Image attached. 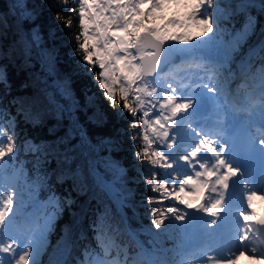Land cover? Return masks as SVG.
<instances>
[{
	"label": "snow or ice",
	"instance_id": "obj_1",
	"mask_svg": "<svg viewBox=\"0 0 264 264\" xmlns=\"http://www.w3.org/2000/svg\"><path fill=\"white\" fill-rule=\"evenodd\" d=\"M172 4H183V17L165 15ZM41 6L57 9L55 20L68 29L72 19L60 12L78 18L79 31L74 38L70 34L76 67L95 83L117 119L130 122L139 175L158 194L145 198L154 206L151 225L178 228L197 241L181 247L171 262L146 258L120 243V229L100 216L90 225L94 247H86L74 264H236L244 256L253 264L264 261V212L257 208V201L264 202V40L239 64V106L219 80L232 53L255 32L258 21L251 10L264 16V0L223 6L221 0H41ZM14 8L12 23L27 30L32 47L40 45L37 5L15 0ZM240 14L242 28L229 33L231 47L222 51L221 21ZM8 25V17L0 15V34ZM253 56L261 61L255 70ZM7 84V69L0 65V86ZM84 97L86 107H97L95 93ZM257 106L261 127L253 125L255 131L244 138L230 134L236 114ZM97 114L98 122L107 121ZM15 125V117L0 107V254H7L0 264H41L46 234L71 202L62 205L55 196L46 205L35 202L33 193L46 177L37 173L30 181L13 166L20 150ZM109 166L119 177L127 175L119 162ZM25 189L32 190L31 213L23 211ZM47 206L52 210L41 215L38 209Z\"/></svg>",
	"mask_w": 264,
	"mask_h": 264
},
{
	"label": "trees",
	"instance_id": "obj_2",
	"mask_svg": "<svg viewBox=\"0 0 264 264\" xmlns=\"http://www.w3.org/2000/svg\"><path fill=\"white\" fill-rule=\"evenodd\" d=\"M32 2L39 13L35 23L43 34V41L36 47L29 44L27 30L12 23L16 16L15 0H0V15L9 19V25L0 34V65L6 67L8 80L7 87L0 86V107L7 108L16 121L20 150L13 166L22 168L30 181L36 179L37 173L46 177L35 189L34 200L47 201L55 196L62 205L65 199L71 202L64 206L47 232V244L38 260L48 264L59 256L63 245L71 241L73 252L65 264L79 261V246L94 244L90 225L100 216L120 229L118 241L132 251L131 239L121 230L123 221L114 200L103 185L105 183L123 199L133 224H147L155 229L149 218L154 206L146 204L145 198L158 194L148 189L139 175V161L134 159L136 149L130 139V122L117 119L107 102L100 98L95 83L76 67L79 57L73 55L75 43L70 34L74 38L78 33V18L61 11L60 15L72 19V28H65L63 22L55 20L57 9L41 6V0ZM235 2L237 0H221L222 6ZM251 13L257 16L258 24L245 45L256 42L264 30V16L259 14V9ZM240 15L221 21L226 23L227 31L236 27V18ZM242 51L243 47L236 50L235 57ZM85 92L96 94L97 107L85 106ZM97 113L106 116L107 121L98 122L101 117ZM109 138L113 143L108 142ZM28 145L33 147L29 149ZM113 160L128 169L126 176L119 177L109 166ZM31 191H24V199L28 201L24 211L31 205ZM168 204L164 202L165 206ZM49 208L47 206L46 210ZM155 230L159 240L152 244L158 249L157 256L172 261L178 251L180 230L171 227L167 231Z\"/></svg>",
	"mask_w": 264,
	"mask_h": 264
},
{
	"label": "rangeland",
	"instance_id": "obj_3",
	"mask_svg": "<svg viewBox=\"0 0 264 264\" xmlns=\"http://www.w3.org/2000/svg\"><path fill=\"white\" fill-rule=\"evenodd\" d=\"M184 11H185V9L183 8V4H181L179 7L176 4H172L170 7H167L165 9V15L168 16V17H171V16L175 15L177 18H181V17H183ZM244 21H245V17L243 16L240 19L239 23H238L236 31H239L242 28V25H243ZM157 22H159V21H157ZM175 31H180V30L179 29H175ZM234 34L235 33H233V35ZM217 40H218V45H219V47L221 48L222 51H227V50L230 49L232 38H230L228 40V42H225L221 37H218ZM225 90H229V86ZM234 91L238 92V88H236ZM48 264H55V260L50 261ZM260 264H264V261H261Z\"/></svg>",
	"mask_w": 264,
	"mask_h": 264
},
{
	"label": "bare ground",
	"instance_id": "obj_4",
	"mask_svg": "<svg viewBox=\"0 0 264 264\" xmlns=\"http://www.w3.org/2000/svg\"><path fill=\"white\" fill-rule=\"evenodd\" d=\"M237 81H238L239 85L242 83V80H241L240 77H239V79H238ZM236 102H237V101H236Z\"/></svg>",
	"mask_w": 264,
	"mask_h": 264
}]
</instances>
